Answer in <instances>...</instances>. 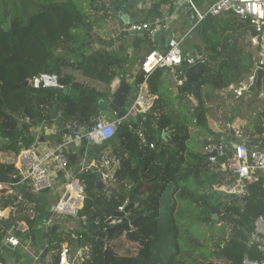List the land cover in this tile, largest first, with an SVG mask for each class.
Segmentation results:
<instances>
[{"label":"trees","instance_id":"16d2710c","mask_svg":"<svg viewBox=\"0 0 264 264\" xmlns=\"http://www.w3.org/2000/svg\"><path fill=\"white\" fill-rule=\"evenodd\" d=\"M89 1L93 6L97 4L96 0ZM195 1L205 8L206 0ZM155 11L159 14V4L155 5ZM95 25L96 22L90 20L73 1L56 0L41 3L40 9L31 14L28 21L16 17L6 28L0 20V151L18 155L23 149L32 147L36 141L33 129L40 124L39 119L51 118L55 101L67 122H79L85 128H90L94 123L92 119L100 116V100L107 93L81 83L70 73L64 72L77 68L86 76L108 85L118 82L115 68H122L126 58L101 50L89 51L86 43L93 38ZM247 33H256L254 26L248 19L231 11L218 16L207 15L197 24L196 35L201 41L199 49L204 52L205 62L202 80L206 84L221 90L234 84L241 85L246 80L254 67L255 54L246 40ZM62 49L64 52L56 53ZM72 56L76 57L74 61ZM40 72L58 74L65 89H36L30 82L25 83ZM179 73L183 77L185 69L180 68ZM141 79L142 75L139 74L137 81ZM156 83L151 78L153 93L156 92ZM68 88L71 89L70 93L66 92ZM184 88L193 91L188 86ZM256 88L255 84L250 89ZM155 108L152 112L138 114L136 120L130 118L116 133V143L121 148L130 147V150L123 149L116 154L121 158L115 172V192L97 191L96 170L88 168L76 172V176L85 184L86 198L77 217L78 227L73 230L79 245L90 244L92 252L91 258L83 260L81 264H186L177 260L181 252V231L176 219V194L183 187L184 177L192 170L187 168L186 172H182V165L179 164L185 160L184 152L180 153L177 149L172 151L171 144L179 145L184 150L190 132L187 126L181 128L166 113L156 116ZM25 109L34 116L33 119L25 113ZM194 117L200 125L206 121V111L202 106L195 109ZM167 129L171 132L169 137L162 135V132H169ZM258 129L261 133L264 125L259 123ZM139 130L154 144L152 148L141 146ZM1 139L6 141L1 142ZM231 152L232 149H227L217 158L224 162ZM67 157L69 167L77 165L78 159L74 155ZM196 159L200 161L196 165L198 172L200 168H207L203 155H197ZM15 171L13 163H0V180L1 175ZM259 173L249 180V194L242 198L220 195L215 190L210 195H200L202 201L207 202L212 197L216 200L201 211L204 221L214 222L213 214L238 217L236 224L228 222L232 224L230 239L217 246L212 258H224L229 264H242L245 257H262L256 246L250 244L255 220L264 216V177ZM217 176L219 179L216 181L212 177L214 182H211V188L213 184H231L234 180V176L224 170ZM136 198H139L138 205L122 216L123 223L111 225L118 207ZM11 201L12 196H4L3 192L1 205L8 206ZM36 212L34 218L27 217L29 234L21 236L25 244L30 239L32 248L38 247L43 238L44 229L39 222L49 213L42 207H37ZM134 220L133 234L137 239L125 238L127 228L124 223ZM106 228H113L103 239L109 254L93 239L94 231L104 232ZM65 234L61 230L51 231L46 239L53 249L59 251L65 238L70 240V236L65 237ZM3 248L4 245L0 243L1 262H4ZM54 260L56 264L59 263V252ZM202 264L217 263L211 260Z\"/></svg>","mask_w":264,"mask_h":264},{"label":"crops","instance_id":"0c3cea01","mask_svg":"<svg viewBox=\"0 0 264 264\" xmlns=\"http://www.w3.org/2000/svg\"><path fill=\"white\" fill-rule=\"evenodd\" d=\"M138 1L141 2V7L136 8L135 10L136 23H144V22L153 23L159 20L161 21L167 20L165 26L168 29L173 30L174 32L173 36L177 37L178 35L181 36L183 35L181 38H183L184 36H186L185 38L187 37L189 38L190 36L193 37L191 42H189V46L182 47L184 54L191 55L193 51H196L197 55L198 53H202V57H204V52L199 49V45L201 44V41L196 35V26H197L196 23L198 20V16L193 11L190 3H188L187 0H138ZM193 1L196 4V6L202 12H204L216 0H206L205 8L198 6L195 0ZM106 3L107 0H102L101 3L99 2V4L94 6H99V7L105 6ZM156 4H159L160 6L159 14H157L156 13L157 11H155ZM145 5L147 7H145ZM92 11L94 12L93 15H91L92 20H95L96 18L97 19L104 18L106 17V15H108L106 14V12H102L101 9L96 10L94 7H92ZM113 13L114 11H112L111 14ZM161 27L162 24L157 25V28H161ZM154 29H156V27L153 28V31ZM94 31H96L97 34L102 38H106V36H108L104 32V28H100L97 25H95ZM249 36L250 34L247 33L246 36L247 41H249ZM146 37L147 38L144 41H142L139 37L126 39V41H130V40L135 41V45L128 50L120 49L117 51L116 49H110L108 47H105L100 43V41L95 40L94 36L91 39V44L88 46L90 47L91 50H101L103 52L108 51L109 52L108 54H113V55H117L118 57L126 58V61L124 62V66L122 68H115L118 81L120 79H125L129 83L136 82L137 85L138 82L137 77L140 73V63L144 55L148 53L149 50L163 51L161 49V44L160 43L155 44L150 34H147ZM141 42L143 43L140 44ZM167 43L168 42H165V48L167 47ZM137 45L139 46L141 45V47L136 54L137 58H134L132 60L131 58L135 56V53H133L132 50L135 47H137ZM250 47L252 50L256 49L251 44ZM59 52H61V50H59ZM64 72L70 73L77 81L81 83L93 86L97 88L99 91L107 93V95H104L101 98V100L107 99L111 96L112 89L110 85L112 83L108 85L100 80H96L89 76H86L85 73L81 71V69L75 68L74 70H64ZM151 78L157 81L156 83L157 85H155L156 92L155 93L152 92L155 96V105L152 108V110H150V112H152L153 109L156 107L154 111V114L156 116H159L161 113H166L171 118V120L175 123H178L181 126V128L187 126L190 132V137L185 142L186 147L184 150L179 145L171 144L172 151H176L177 149L180 153L184 152L185 160L181 161V163L179 164L180 166L182 165L181 167V169L183 170L182 172H186L187 168L192 170L188 176L184 177V180L182 182L183 187L176 194L178 197V203L176 209V219H177V211L179 210V207L182 205L181 201L183 199L185 200L186 198L187 200L190 197H193L192 202L194 203V205L197 204L198 206H201L203 207V209H205L207 206L209 207L210 203H215L216 200L214 197H212L211 200L207 202L204 200L205 201L204 202L202 201V199H200V195H210L213 190L215 191H217L218 189L227 190V188H229L230 184H224V185L213 184V187L212 188L210 187L211 182L218 180L219 176L217 175L221 173V171H223L222 162H220L218 158L215 162H211L209 160V157L211 156L212 153L211 151L215 146L213 144L215 134H219L220 136H222V138L229 139V141L225 139H221V147L223 152L227 149H233L235 144L239 141V138L235 135V128L237 127L242 129L243 140H245L250 147L260 150L264 148L263 147L264 130L260 133L258 129L259 123H262L264 125V82H262L260 89L256 88V91H251L252 89L243 90L240 96H236L234 91L230 88V86L228 88L218 90L206 84V82L203 81L202 78H200V82L203 81V83L201 82L198 91L187 84L188 80H186L184 86H180L179 84L176 83L173 73L167 67H162L157 69L150 76L149 84L151 82ZM247 80L248 77L246 78V80L243 81V83L247 82ZM241 85L234 84L233 86L236 88H240ZM185 86L192 88L193 91L189 89H185L184 88ZM70 91H71L70 88L66 90L67 93H70ZM100 105L103 106L104 104L100 103ZM199 105L202 106L206 111V121L202 125L198 124L196 117H194L195 109ZM58 111L61 113V116H63L62 112L59 109ZM146 113H140V114H146ZM261 113H263V115H261ZM130 118L131 117H128V120ZM134 119L136 120L137 118ZM147 120L150 121L151 123L153 122V120H150L149 118ZM68 123L70 125L71 124L73 125L77 122L68 121ZM40 125L41 124H39L36 128L34 127L35 130L33 129V132L35 131V138L39 128L41 127ZM66 126L68 125H66L65 122L63 124H57L56 127L54 128L62 129ZM80 127H84V126L80 123ZM170 134L171 132L169 131V135L167 137H169ZM72 135L73 134H71L70 136ZM1 140H2L1 142L6 141L4 139ZM63 141H65L64 136L58 137L57 139H51L45 143L38 142L36 138V141L32 147H35L40 153H42L49 149H53L59 146ZM116 142L117 141L114 138L109 142H107L104 147V149L107 150L110 153V155H112L114 158V163L112 166L113 167L112 169H114V173L119 168L120 161L119 159L118 160L116 159V155L113 152L112 145H114V147L117 148L116 151L117 154L123 151V149L130 150V147L122 146L121 148L119 143ZM141 146L143 148H147V147L152 148L149 145L143 146L141 144ZM9 153L12 152L0 151V163H9L4 161V158H7L9 156ZM64 153L66 156L74 155L78 159V163L74 167L71 165L65 171H61L58 173V175L55 176L54 186L51 189L54 190V194L58 197V199L63 194L65 183L68 181L70 176L73 175L76 176V172H77L76 169L79 167L81 168L80 171L84 170L85 166L87 164H91L93 160L97 159V155H98L97 151L94 152L91 151L90 145L86 144L84 140L76 141L74 142V144L68 145L65 148ZM197 155H203L204 163L206 165L205 167H207V168H200L201 170L200 172L196 170V165L200 162L199 159L198 160L196 159ZM48 165L50 168H52L54 166V161L49 160ZM91 167L93 170L99 169V168L96 169L94 166ZM100 170L102 172L108 171V169L105 167L100 168ZM101 171L99 172L101 173ZM259 175L264 177V171H260ZM213 176L215 179L214 181H212ZM192 180L195 181L196 186L199 188L198 191L194 189L197 187L192 186ZM23 186L26 187V189L29 192H31V189L28 184H23ZM109 186L113 187L115 192L116 188L114 182ZM3 192H4V196H9V194H7L6 191H0V197L3 195ZM103 192H107V191L104 190ZM31 193H32V197L26 195L28 201L22 207V210L25 211L20 215V218L28 221L27 217H29L30 219L34 218V216H36L37 214L36 208L42 207L44 208V210L49 211V213L46 217L41 219V221L39 222V226L42 227V225L44 226L45 224H50L48 225L49 227L53 228L56 226V228L47 231L45 235H43V238L39 243L38 247L32 248L30 245L28 248H26L25 247L26 244L22 242L20 246L10 249L1 243L2 245H4L3 258H4V253H6L9 255V257L13 258V260L18 262L19 264H38L39 259L36 260L33 257V255L37 254L38 258L40 257V254L43 250L40 247L43 244L49 247L48 251L45 253L44 264H56L54 260L55 255L58 252H60L62 246H64L65 244L69 245V247L71 248V253L72 255H74L76 250L80 246L77 239L78 237L76 236L73 230V228L75 229V227L76 228L78 227L77 217L55 214L53 212V206L56 202L47 205L34 198L36 192H31ZM138 200L139 198H136L134 200L135 203L133 207L138 205L137 203ZM125 203L127 204L129 202H125ZM200 220H202V218ZM14 222L15 221L13 218H3L2 220L3 224L0 225V233L6 236V234L10 229L9 226L12 227L14 225ZM43 229L44 231L47 230V228H43ZM56 230L65 231L66 233L64 235L65 237L70 236L69 237L70 240L65 238V241L62 243L59 251L58 249L57 250L53 249V246L49 244L48 240L46 239L48 233ZM133 232L135 231L133 230L132 233ZM124 237L127 238L125 235ZM71 240L72 242H70ZM0 264H6L5 260L4 262L0 261Z\"/></svg>","mask_w":264,"mask_h":264},{"label":"built area","instance_id":"2783aa9c","mask_svg":"<svg viewBox=\"0 0 264 264\" xmlns=\"http://www.w3.org/2000/svg\"><path fill=\"white\" fill-rule=\"evenodd\" d=\"M191 8L198 16L197 23L202 21L207 15L218 16L225 12H234L244 19H248L254 26L256 33L250 34L249 41L256 49L254 54V67L248 76L247 82L243 83L240 88L233 85L230 88L234 91L236 96H240L243 90L250 89L256 84L258 69L264 70V0H216L207 10L202 12L194 3L193 0H187ZM152 22L136 23L131 25L135 30H148L151 28ZM155 30V29H154ZM183 38L171 37L167 43L165 50H151L144 55L140 63V75L142 79L137 82V94L130 107L127 117L136 118L140 113H146L152 110L155 105V96L151 91L149 84L150 76L159 68L167 67L173 73L175 81L180 86H184L187 80L186 71L183 77H180L179 69L186 65L187 68L203 61L202 56L185 55L182 49ZM36 89L39 88H56L64 89L65 86L60 82L59 76L56 73L40 72L33 76L29 81ZM111 89L115 88V84L110 85ZM121 122L111 121L104 116H98L90 128L84 132L73 133L72 136L65 137L59 146L40 153L35 147L23 149L14 159V166L16 171L9 174V180H0V191H6L12 196V201L8 206H2L0 203V221L3 218H13L14 225L6 234L7 241L13 246L21 245V236L28 235L30 232V225L27 220L20 218V215L25 211L22 210L23 205L28 201L25 194L17 189V184H28L31 192L41 193L43 190L48 191L54 186V178L59 172L65 171L69 167L68 158L64 153L65 148L73 142L80 140H91L98 148L97 159L93 160L91 164H87L85 169L94 166L97 170L100 168H107V172L101 171L102 180L106 186L111 185L115 181V173L113 167L114 158L110 153L104 149L107 142L114 139L118 130V125ZM141 144L144 146H154L150 143L145 133L141 130L138 132ZM235 135L239 141L235 144L231 154L227 160L222 162V168L234 176L233 182L226 190L229 194H235L236 197L242 198L249 194L247 183L254 178L258 171H264V150L252 148L243 140L242 129L235 128ZM214 148H217L214 146ZM214 148L211 152L214 151ZM218 153H223L222 147ZM218 156V154H217ZM217 156L211 155L209 160L215 162ZM49 160L54 161V166L49 167ZM84 168V167H83ZM96 170V171H97ZM238 174V177H235ZM13 179L19 181L14 182ZM86 198L85 184L80 181L77 176H70L65 183L63 194L59 197L53 206V212L63 216L78 217L80 210L84 207ZM126 203L119 206L117 212H123ZM111 219V225H119L123 223L122 216H117ZM50 224L42 225L43 228L49 227ZM110 228H106L107 232ZM134 226H129L127 231H133ZM125 231L124 235L127 233ZM82 237V236H80ZM250 244L255 245L257 250L262 254L261 258L245 257L242 264H264V216L261 215L255 220L254 231L250 236ZM31 245L28 238L26 248ZM107 247V246H106ZM91 245L79 246L75 254L72 255L71 248L68 244L62 246L59 252L58 264H81L83 260L91 258ZM33 257L38 260V255Z\"/></svg>","mask_w":264,"mask_h":264},{"label":"water","instance_id":"95a60500","mask_svg":"<svg viewBox=\"0 0 264 264\" xmlns=\"http://www.w3.org/2000/svg\"><path fill=\"white\" fill-rule=\"evenodd\" d=\"M107 5L100 8L99 6H95L94 8L96 10L101 9L102 12H106L108 21L110 24L104 27V32L108 35L106 38L100 37L96 31L93 32V36L95 37V40L100 41V43L108 47L110 49H116L117 51L120 49H131L135 45L134 40L126 41L128 38H136L139 37L142 41L146 40L147 34H150L152 37V40L155 44H161V49L165 50V42H168L171 37H173L174 32L172 29H168L165 24L167 23V20H159L157 22H153L151 25V28L156 29L152 32V29L148 30H135L131 28V25L136 24V8L141 7V2L138 0H107ZM187 6V5H186ZM145 7H147L145 5ZM188 9V8H187ZM112 11H114L113 14ZM189 11V10H188ZM161 28H157V25H161ZM91 44V41L88 42V45ZM164 45V46H163ZM109 53L108 51L106 52ZM197 55L196 51H193L191 56L195 57ZM199 56H202V53H198ZM183 69L186 71V77H187V84L191 87H193L195 90H199V87L201 85L200 78L203 77L205 73V62L200 61L196 63L195 65L188 67L184 64L182 65ZM264 79V70L258 69L257 71V80H256V87L257 89L261 88L262 82ZM26 84H29V80H26ZM137 94V85L136 82L129 83L125 79H120L116 84L115 88L111 91V96L107 99L100 100L101 104H104L101 106V112L100 115L106 117L107 119L111 121H117L118 119L121 120V122L118 125V130L122 127V125L128 121V117L126 116L127 113L130 110V107L135 99V96ZM25 113L30 116V119H33L34 116L30 115L27 109H25ZM51 118L45 119L41 118L39 119V123L41 124L38 133L36 134V138L38 142L45 143L51 139H57L58 137L64 136H70L73 133L77 132H84L87 128L80 127V123L77 122L75 124H69L63 116H61V113L57 109V102H54V107L50 113ZM96 120V117L93 119ZM66 122V127L62 129L54 128L57 124H63ZM93 123L91 124V126ZM169 135V132H163V136ZM221 139L228 140V138H222L219 134H215L213 144L217 147L214 148V151L211 153L213 156H217L219 149L221 148ZM86 144H89L91 147V151H96L98 148L95 146L94 142L91 140L84 139ZM233 141V140H232ZM74 144V142L72 143ZM113 146V152L116 155L117 154V148ZM264 147V142H263ZM264 150V148H263ZM116 159H119V156L116 155ZM81 168H77L76 171H80ZM97 174V182H96V189L99 193H102L104 190L107 192H114V188L110 186H106L105 182L102 180L101 173L99 171H96ZM235 177H238V174H235ZM1 179L4 181L9 180L8 175H1ZM14 182L19 181L18 179H13ZM17 188L20 190L21 193L32 197V193L29 192L26 187L22 186L21 184H17ZM48 189L43 190L42 193L47 192ZM217 193L220 195H229L232 198H235V194H229L224 189H218ZM135 201L130 202L126 205L125 210L123 212H116L117 216H124L133 206ZM218 215L213 214V219H217ZM220 219L224 222H233L237 223L238 217L233 215H221ZM136 220L132 222H125L124 227L128 228L129 226H134ZM9 226V225H8ZM118 226V225H117ZM11 229V226H9ZM55 227H47V230L44 231V234L47 231H50L52 229H55ZM114 228V227H113ZM113 228H110L107 230V232H93V239L98 243L100 248L104 250L106 254H109V251L105 245L104 238L107 236V234H110L113 230ZM127 238L131 239H137V236H134L131 231H127L125 234ZM0 243L4 244L6 247L13 249L14 247L7 241L6 237L0 233ZM232 246V244H231ZM42 250L40 257L38 258V264H44L45 263V253L48 251V246L41 245L40 247ZM4 260L6 264H19L13 258L9 257L8 254L4 253ZM26 260V259H25ZM24 260V261H25Z\"/></svg>","mask_w":264,"mask_h":264},{"label":"rangeland","instance_id":"374dc122","mask_svg":"<svg viewBox=\"0 0 264 264\" xmlns=\"http://www.w3.org/2000/svg\"><path fill=\"white\" fill-rule=\"evenodd\" d=\"M45 1L47 0H0V20L3 22V26L7 28V25L16 17H22L25 21H28L30 15L38 11L41 7V3H44ZM56 1H73L78 8L86 13L89 19L92 20L91 15L94 13L92 11V7L95 6H93L89 0ZM96 2L99 4L102 0H96ZM108 20L109 19L106 16L104 18H96L93 21H95L96 25L100 28H104L110 24L107 22ZM182 36L178 35L177 38H181ZM192 38V36L185 38L182 42V47L189 46V42H191ZM142 43L143 42L140 44ZM140 47L141 45H137V47L132 50L133 53H135V56L131 58L132 60L137 58L136 54ZM89 51H91V49H89ZM61 52H64V49H62ZM56 53L59 54L60 52L56 51ZM254 53H256V50H254ZM73 59H76L75 56ZM251 91H256V89ZM15 157L16 155L9 153V156L4 158V161L12 163ZM192 186L197 187L194 180H192ZM194 189L196 191L199 190L198 187ZM34 198L47 205L57 202L58 199V197L54 194L53 189L45 193H36ZM192 198L193 197H190L187 200L186 198L185 200L183 199L181 201L182 205L177 211V219L181 229L180 248L182 249V252L177 255V260L186 264H202L205 261L211 260L217 264H229L226 259L216 257L212 258L211 255L212 252L217 249L218 245L225 244V242L230 239L232 224H229L226 221L222 222L220 217L215 219L214 222H204L203 219L200 220L201 217L204 216L203 212V216L201 215L203 207L198 206L197 204L194 205ZM225 199H228V197H225Z\"/></svg>","mask_w":264,"mask_h":264},{"label":"flooded vegetation","instance_id":"af4514ba","mask_svg":"<svg viewBox=\"0 0 264 264\" xmlns=\"http://www.w3.org/2000/svg\"><path fill=\"white\" fill-rule=\"evenodd\" d=\"M105 5H107V4H105ZM102 7H104V6H101L100 8H102ZM74 61V60H73Z\"/></svg>","mask_w":264,"mask_h":264}]
</instances>
